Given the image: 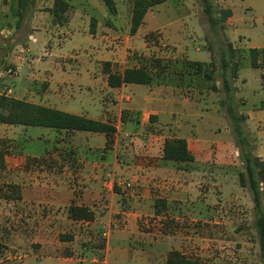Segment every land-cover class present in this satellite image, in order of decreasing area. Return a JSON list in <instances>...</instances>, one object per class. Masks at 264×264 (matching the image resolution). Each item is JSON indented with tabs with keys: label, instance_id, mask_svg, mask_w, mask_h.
<instances>
[{
	"label": "crops",
	"instance_id": "1",
	"mask_svg": "<svg viewBox=\"0 0 264 264\" xmlns=\"http://www.w3.org/2000/svg\"><path fill=\"white\" fill-rule=\"evenodd\" d=\"M0 1L4 3L6 0ZM66 1L71 6L70 11L74 7L79 8L90 3V0H74L72 5L71 0ZM97 1L99 4L103 3V0ZM12 2L13 0H8L4 7H10ZM52 2L53 0H50L45 10ZM70 11L68 20L63 24L70 21ZM231 11L232 15L227 19L230 26L235 16L232 8ZM41 12L49 13L47 10ZM120 12L116 7L115 13L108 11L112 17L108 16L103 20L89 17L90 21L94 19V23L78 27L77 34L80 36L76 45L78 51L68 57L52 51V38L47 40L50 47L43 49L41 55H46L44 58L34 59L25 52L23 57L14 55L15 48L22 51L25 42L22 39L25 40L27 34L35 36L34 31L37 27L32 26L24 28L21 25L16 28V34L24 35L21 43L7 47L8 59L12 66L16 64L20 68L25 63L30 65L28 85L21 93H16L15 98L109 122L115 127L112 142L108 147L106 136L102 132L56 130L59 136L55 144L43 154H25L22 151L14 155L6 153L7 166L0 169V182L18 185L20 193L17 199L7 200L0 197L8 202L7 213L11 218L8 223L12 230L16 229L18 223H22L25 230L28 229L26 225L32 224L34 226L30 229L36 231L61 230V233H65L64 227L68 226L72 227L68 234L72 239L56 240L55 242H58L56 245L74 243L77 237L84 241L92 238L94 240L101 238L103 241V246L99 245L101 247L99 251L91 244H85L80 249V254L62 257L64 261L70 259L80 263L86 260L85 253L91 251L89 261L92 263L123 264V259L128 258L133 251L127 233L134 231L139 217L144 214L159 216L165 213L175 216L178 209L185 205L183 198L173 195L175 192L170 186L174 185L175 189L181 187L183 183L180 180L185 175L181 176L182 174L175 172L176 169L173 168L187 162L163 159L164 141L168 138H185L189 150L194 155V161L191 163H198L197 160L200 159L198 152L194 151L195 147L201 149L207 142L206 139L195 136L200 133L202 126L193 123V120L197 119V116L202 118L201 114L183 111L184 99H178L176 94L168 90L184 87L190 90L192 85L178 84L177 79L167 84L123 83L118 87L107 84V74L103 70L104 62L110 63L111 71L121 73L127 67L141 66L153 72L158 70L155 59L165 61L146 33L136 35V32L123 36V27H117L114 19L115 17L121 19ZM33 15L38 18L40 11ZM75 16L81 20L86 19L84 17L86 14L83 13L76 12ZM262 20L264 22V17ZM101 23L105 26H101ZM53 24L57 29H62L63 24L57 22ZM129 25L130 15L124 28L129 30ZM231 43L235 49L264 48V30L253 35L249 45L244 44L242 40ZM80 48L84 52H80ZM134 49L138 52L133 53ZM95 53L100 54L102 66L97 65L98 59L93 57ZM170 59L172 58L168 60ZM186 61L200 60L185 58L173 64L172 61L168 62L164 73L169 76L168 78L176 77L179 69L186 71L184 69ZM117 62L124 65L122 69H118ZM1 73L0 70V75ZM1 77L0 86L4 81ZM95 95L98 99L94 97ZM24 126L20 125L19 129H23ZM184 129L187 130V134ZM18 132L14 125L0 123V140L3 141L1 146L7 152L8 146L16 143ZM50 149L55 152L51 153ZM257 156L264 162V157ZM48 157L52 160L50 165L54 166L51 171L45 170L47 168L41 172L33 171L25 166L31 163L38 165ZM30 158H36V161L28 162ZM151 159H156V162L153 163ZM40 168L43 169L42 166ZM128 185H136L137 188L129 191L126 188ZM170 189L172 194L169 192ZM181 190L182 188L178 193ZM72 203L87 207L94 213V218L92 220L69 218L67 209ZM214 223L220 225L218 220ZM215 227V231L218 232L219 226ZM36 242H40L42 248L53 246V242L44 237ZM87 246L90 250H87ZM138 253L146 258L154 256V254L150 256L144 249ZM59 258L61 257L57 259Z\"/></svg>",
	"mask_w": 264,
	"mask_h": 264
},
{
	"label": "rangeland",
	"instance_id": "2",
	"mask_svg": "<svg viewBox=\"0 0 264 264\" xmlns=\"http://www.w3.org/2000/svg\"><path fill=\"white\" fill-rule=\"evenodd\" d=\"M132 1L114 0L115 8L121 11V19L119 17L114 19L117 27H123V36L130 35L129 30L124 27L130 15ZM211 2L217 10L220 8L234 10L235 16L231 26L226 20L223 26H216V32L211 30L200 0H166L147 11L136 35L146 33L157 47L158 53L164 56L165 62L172 61L173 64L185 58L207 62L218 60L221 45L226 41L237 43L242 40L244 44L249 45L252 36L264 30L262 20L264 0H211ZM7 3L8 0L4 3L0 1L2 72L12 66L8 59L7 47L21 43L24 36L15 33L16 16L11 12L12 4L10 7H4ZM49 3L50 0H35L30 14L22 23L24 28L37 27L34 31L35 36L27 34L26 39H22L25 41L22 51L15 48L14 55L23 57L25 52L34 59L44 58L46 55L41 54L44 48L50 47L47 45V40L52 38V51L68 57L78 51L76 48L80 37L77 34L78 27L92 25L89 17L93 16L101 20L108 16L112 17L108 14L104 1L99 4L97 0H90L89 5L74 7L69 14L70 21L63 24L62 29H57L49 13L41 12L46 11L45 7ZM71 4L74 5V0H71ZM38 11L40 16L36 18L33 14ZM76 12L86 14L84 16L86 19H78L75 16ZM100 25L105 26L102 23ZM46 29L48 31H45ZM80 52L84 50L80 48ZM137 52L136 49L133 50V53ZM93 57L98 59L97 65L102 66L100 54L95 53ZM169 58L172 59L168 60ZM116 64L118 69L124 66L118 62ZM1 74L4 81L0 86V92L8 84L15 90L10 97H15L16 93H21L28 85L30 65L28 63L21 65L19 73L13 76ZM262 75L264 76V63L261 62L260 68H253L250 66L249 58H243L238 77L233 82L234 91L230 101L236 111L246 117L242 121V128L253 145L254 153L264 157V107L260 106L264 103ZM190 78L191 76L187 74L186 81H190ZM215 81L221 87V78L215 73V77L207 82L194 77L190 90L185 87L168 89L170 93L176 94L178 99H184L183 111L201 114L202 118L197 116V119L193 120V123L202 126L200 133L195 136L206 139L207 142L201 149L195 147L194 151L198 152L200 158L197 160L198 163L187 162L173 168L176 169L175 172L181 173V176L185 175L180 180L183 183L181 187L175 189L174 185L170 186L175 192L173 195L183 198L185 205L178 209L175 216L165 213L159 216L144 214L139 217L137 227L127 233L133 251L127 256L128 258L123 259V264H164L165 257L174 250L197 260L199 264H262L253 225L255 213L251 191L248 186H241L239 181V172L244 170L242 147L235 139L231 119L220 103L225 93L210 88V83ZM94 97L98 99L97 95ZM176 108L179 109V106L176 105ZM180 120L183 122L182 119ZM14 126L19 132L16 143L8 146L9 155L18 154L19 151L25 154H43L55 144L59 136L56 130L49 127L27 125L19 129L20 125ZM183 131L187 134V130ZM0 145H3L2 140ZM53 149H50L51 153L55 152ZM51 163L52 160L48 157L38 165L31 163L25 166L33 171L41 172L45 168L51 171L54 167L50 165ZM41 166L43 169L40 168ZM4 188L6 183L0 182V190ZM126 188L132 191L137 186L128 185ZM172 190H169L171 194ZM0 197L3 198L1 194ZM1 198L0 264H96L89 261L91 251L85 253L87 258L80 263L70 259L64 261L62 257L80 254V249L85 244H91L99 251L101 238L84 241L77 237L74 243L56 245L55 243L58 242L55 241H63L60 236L70 234L69 230L72 227L65 226L66 232L61 233V230L36 231L30 229L34 226L32 224L26 225L30 230H25L24 225L18 223L16 229L12 230L8 223L9 219L11 220L7 213L8 202ZM216 220L220 225L214 223ZM215 226H219L218 232L215 231ZM43 237L52 241L53 246L42 248L40 242L36 241ZM141 249L154 256L143 257L138 253ZM87 250H90L88 246ZM58 257L61 258L57 259Z\"/></svg>",
	"mask_w": 264,
	"mask_h": 264
},
{
	"label": "trees",
	"instance_id": "3",
	"mask_svg": "<svg viewBox=\"0 0 264 264\" xmlns=\"http://www.w3.org/2000/svg\"><path fill=\"white\" fill-rule=\"evenodd\" d=\"M109 13H115L114 0H103ZM166 0H133L130 9L129 33L135 34L138 28L143 24L147 11L154 5L165 2ZM203 10L206 14L210 29L216 32V26H223L225 21L232 15L230 8L215 9L211 0H200ZM35 0H13L11 12L16 16L15 26L19 28L32 10ZM70 4L66 0H53L52 5L46 10L52 16L53 22L63 24L68 20ZM219 12V15L217 13ZM94 19L91 20V24ZM248 57L250 66L259 68L264 58V48L235 49L230 41L221 45L218 60L210 62L186 61L184 69L176 72V77H170L165 74L168 64L160 58L155 59L158 70L150 71L144 66L127 67L121 73L110 70L109 62L103 63V70L107 74V84L111 87H118L123 83L139 84H167L177 79L178 84L186 83V86L192 85L193 78L198 77L201 81L212 80L217 76L221 78V87L218 82L210 83L213 91H223L225 97L220 99V103L225 107L228 116L231 119L235 139L242 147L244 170L239 172V181L241 186H248L251 191L254 210V228L257 235V243L260 255V261L264 264V163L254 153L253 145L249 137L244 133L242 121L246 119L244 114L238 113L231 103V95L234 91L233 82L238 77L239 68L242 59ZM154 60V61H155ZM260 60V62H259ZM166 64H165V63ZM3 61L0 62V70ZM187 74L191 76L187 80ZM264 107V103L261 104ZM0 123L9 125H32L49 127L57 131L84 130L93 132H102L106 136V147L112 142L115 133V127L109 122L88 118L67 111L47 107L41 104L19 99L15 97L0 94ZM6 149L0 145V169L7 166ZM162 158L175 162L194 161V155L187 146L185 138H168L163 143ZM36 161V158L28 159V162ZM153 163L156 159H151ZM3 198L17 199L20 197L19 186L15 184H6L5 189L0 190ZM158 206V201L156 202ZM158 212V208L156 210ZM67 215L73 220H92L94 213L87 207L70 204L67 209ZM61 239H72L71 235H61ZM103 246V241L100 242ZM165 264H199L197 260L187 258L177 250L171 251L166 257Z\"/></svg>",
	"mask_w": 264,
	"mask_h": 264
},
{
	"label": "built area",
	"instance_id": "4",
	"mask_svg": "<svg viewBox=\"0 0 264 264\" xmlns=\"http://www.w3.org/2000/svg\"><path fill=\"white\" fill-rule=\"evenodd\" d=\"M19 69H20L19 66H9L2 73L3 74H7L8 76H13V75L19 73ZM0 93L3 94V95H6V96H10L13 93V89L6 85V86L3 87L2 92H0Z\"/></svg>",
	"mask_w": 264,
	"mask_h": 264
}]
</instances>
